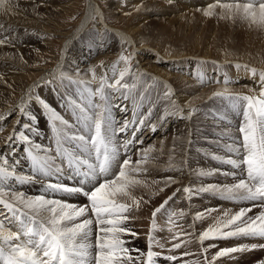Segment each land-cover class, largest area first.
<instances>
[{"label":"snow or ice","instance_id":"snow-or-ice-1","mask_svg":"<svg viewBox=\"0 0 264 264\" xmlns=\"http://www.w3.org/2000/svg\"><path fill=\"white\" fill-rule=\"evenodd\" d=\"M14 7L12 0H0V10L8 11ZM224 19L235 21L240 19L247 22L250 27L264 29V0H213L204 10L205 16L217 14ZM98 12L92 15L96 19ZM0 25V28H3ZM11 43L7 36L0 38V46ZM133 54H121L118 61L112 65L113 79L107 75L99 78V87L94 91L84 81L73 80L71 75L60 72L52 74L51 80H45L46 85L59 79L61 84L66 80L71 84H84L86 92L91 98L99 97L101 103L94 99L89 104L77 102L69 98L71 107L75 109V121L65 119L52 105L38 93L29 91L26 94L24 105L19 108L21 116H29V121L22 125L23 130L14 131L9 142L16 141L23 148L31 164V173L25 174L9 159L0 155V264H157L160 252L154 248H163L164 245L155 238L153 233L157 230L156 217L164 213L169 223H174V211L167 206L172 201L177 189L171 196L163 201L152 212V223L147 234V250L130 248L124 236L133 239L138 233L130 227V213L139 208L141 199L131 194V189L140 184L131 172H140L141 165L147 162V153L137 160L135 166L131 164V157L125 155L121 161V149L126 154L134 143H142L136 135L137 132L149 128L155 132L157 125L150 122L149 117L137 115L133 111L131 119L117 122L112 116L111 97L119 94L124 100L137 97L142 101L144 91H137L138 84L143 77L136 73L133 75ZM120 62L124 67L115 71ZM237 68L241 67L236 65ZM93 79H96L94 70ZM254 76H259L260 88L258 93H234L228 87L231 81L225 76L217 83L224 87L213 92V99H220L224 103V113L217 112L214 119L225 122L227 112L232 111L241 117L237 131L238 137L232 139L225 147L231 156L223 163L231 165L237 171L222 172L215 169L213 172H199L198 176L220 173L232 176L236 182L231 184H208L197 188L185 186L182 192L191 200L194 196L212 193L229 201L251 202L250 207L241 208L234 214L224 212L212 225L205 229L198 240L201 245L210 240H228L230 238H260L264 239V70L257 73L251 70ZM129 78L131 82H129ZM154 79V78H153ZM146 83V81H145ZM201 83H204L201 78ZM164 99L169 101V108L165 115L160 117L159 123L166 121L170 116L186 118L184 109L172 99L173 93L168 85H164ZM39 105L43 115L50 126L53 141L56 145L55 154L42 145L34 143L27 133L37 132L32 122L39 125V117L29 113V107ZM67 106V105H66ZM121 111L127 112L126 105H116ZM11 115V113L9 114ZM192 115L187 113V118ZM6 117L0 116V121ZM19 123V122H18ZM131 129V138L120 144L115 140L117 133H127ZM227 131V128L224 129ZM221 159L219 156H213ZM17 164L19 161L16 162ZM118 169V171H117ZM74 181L68 183L65 181ZM55 178L54 180L52 178ZM239 177V178H237ZM40 183L43 192L39 195H27L23 191L12 187L13 184ZM175 183L169 177L166 184ZM163 191V189H161ZM56 194H59L57 196ZM73 195L86 198L87 204L78 205L69 202L67 197ZM127 201H131L128 203ZM146 203V201H145ZM259 207L261 211L249 215L253 208ZM184 215L183 212L180 213ZM204 213L197 212L194 221L202 220ZM9 225L16 227L13 231ZM93 225H95V241L93 243ZM191 235V233H186ZM173 240L177 236L172 237ZM183 241L173 243L172 252L182 247ZM216 247L209 244L203 249L204 264H215L223 257L234 259L232 254L244 253L260 248L264 243L220 248L211 258L207 256L209 248ZM136 253L133 255L132 253ZM190 253L184 252L182 256ZM165 261L179 264L176 255H166ZM183 264H190L183 261ZM194 264H200L199 261ZM264 264V259L257 261Z\"/></svg>","mask_w":264,"mask_h":264},{"label":"rangeland","instance_id":"rangeland-1","mask_svg":"<svg viewBox=\"0 0 264 264\" xmlns=\"http://www.w3.org/2000/svg\"><path fill=\"white\" fill-rule=\"evenodd\" d=\"M36 1L45 3L53 2L55 4L57 0ZM97 1L99 5L106 10V13H109L108 18L111 24L121 27V29L124 30L134 25L133 28L135 33H133V36L138 38L140 43H143L142 45L148 46L139 49L137 51L138 54H149L150 58H153L156 52L153 49L156 48L176 57V59H171L169 61L164 59V56L161 55L163 61L157 63V65L172 73H176L177 76L172 84L174 86L178 85V87L185 90L189 96L198 93V98L200 100L198 104L199 107L195 110L197 112L194 111L192 114L191 121L193 118L195 119L191 122L193 127L190 126V129L186 127L180 130L175 128L174 130L173 123L171 125H165L169 117L166 121L159 123L160 117L163 116L162 114L164 112L166 113L169 108V101L164 99L165 89L163 84L155 82L152 79L145 80L143 78L140 80L137 91L146 92L142 101L137 97V105L140 107L139 109L142 112L141 115L147 116L149 111L152 112V116L149 117V120L151 123L157 125V130L151 138H148L142 143H134L131 145L128 152L126 154L122 152L120 157L122 161L125 155L130 156L131 164L135 166L136 161L142 159L144 153L148 154L147 162L140 166L141 171L130 173L135 179L141 181L140 184L131 189V194L137 199L142 198V200L140 207L138 209L134 208L129 214L131 217L129 222L130 227L133 231L138 233V237L133 239L129 236H124L123 238L129 241V244L126 246L145 251L147 250V234L153 219L152 212L163 203L164 200L176 192L177 189H181V191L177 192L176 196L172 201H169V205L167 206L169 211H174L176 213V216L172 218L174 223H169L164 213L158 214L156 217L157 230L153 235L160 244L164 245L163 248H154V251L161 253V255L157 257V264H173V262H168L163 259L164 256L170 254L178 257L179 264H183L185 260L189 261L190 264H194V262L197 261H199L200 264H204L203 249L207 248L209 244L216 245V247L208 249L207 256L211 258L220 248L239 246L241 244L251 245L253 243H264V239L240 237L230 238L228 240L217 239L205 241L204 244L201 245L198 236L218 218L222 217L224 212L234 214L241 208L250 207L251 202L229 201L212 193L194 196L189 200L186 198V194L182 192L185 186L197 188L208 184L223 185L236 182L230 175L225 176L216 173L213 175L198 176L197 173L201 171L206 173L213 172L215 169H220L222 172L237 171L233 169L231 165L223 163V160L230 156L234 159L237 158L233 153L227 150L225 145L240 135L237 129L240 126L241 117L235 114V112L229 111L227 112L228 119L225 122L214 119L218 111L221 114L224 113L225 109L223 105L226 102H222L218 98L213 99L212 94L219 90L220 87H224L222 83H217L216 81L222 80L225 76L231 81L228 87L234 93L242 94L248 84L254 85L253 81H251L252 83H247L246 81L248 80L244 79L247 74H251L249 72H251L252 69L241 63H237V61H240L239 59L224 61L220 58L225 56L240 57L241 55H251L253 61H255L253 62L255 65L263 64L264 29L250 27L247 22L241 21L240 19L233 21L231 19L221 18L219 10H217L216 15L205 16L203 12L209 3L204 1L200 2V0H194L191 3V5H194L191 6L193 9L182 16L178 15L177 6L179 3H183L184 0ZM58 2L73 4V9L66 17H61V21L64 22L65 29L67 28V30L71 32L75 31L80 24V22H77L81 19V15L86 9L87 0H58ZM12 4L14 7L11 11L15 13L22 12L23 10L32 12L41 9L39 4L35 1L32 3V5H34L32 6V10L28 3L24 4L21 0H19L18 3L12 1ZM116 9H120L123 13L112 15V11L115 12ZM0 14H4V10H0ZM44 14L48 16L47 13L44 12ZM123 14L124 19H119ZM70 15H72V18H70ZM146 16L147 19L145 18ZM50 18L53 21L58 20L57 23H60L58 13L53 12ZM95 20H97V18L81 32L77 39V44L67 49L66 52L70 53V55H67V53L64 54V57H62V66L57 74L59 75L60 72H64L65 75H71L73 80L84 81L89 87L92 86V84L87 81L88 75L91 73L90 69H88L91 61H96L97 66H105L104 69L106 72L110 70L111 73L114 74L112 65L118 61L119 56L122 53H132L133 68L135 66V55L132 46L126 43H122L121 45L117 39L112 38V35L100 34L95 29ZM19 21L20 24H23V22L28 21V19L25 18ZM57 23L50 22L49 24L56 26ZM24 33L37 37L33 40L32 44L30 42L28 43L26 39L23 42V45L30 47L29 50L25 51L32 52L33 54L27 56L29 59L28 62L22 58L19 61H12L19 64L30 63L27 67L29 76H31V72H35L34 74H36L34 70L39 67H44L49 70L54 69V66H56L55 64L60 59L61 47L63 46L62 39L55 34L47 35L48 40L52 43L50 41L48 42L51 43V47L54 49L50 48L47 49L46 52L38 53L35 49L36 47H33L34 44L42 40V36H40V34L38 35V30H24ZM136 33L139 34L136 35ZM138 35L139 37H137ZM20 37L21 34H17L13 41L18 43ZM100 39L106 42L100 43ZM96 43L97 45H104L105 49L110 48L109 52L115 53L112 54L111 57L104 58L101 56L103 58L98 59L97 57L102 47L97 46ZM19 53H22V51H19ZM14 58H16V54ZM236 65H240L241 67L237 68ZM117 67L119 69L117 68L115 73L123 69L124 63L120 62V65ZM256 71L258 72L257 69ZM35 76L39 77L40 75L37 74ZM256 77H258V75H256ZM201 78L204 83H201ZM51 79L52 77L50 76L46 80ZM180 79H182V81H178ZM41 82L40 84L42 87L35 92H39L41 89L47 92L42 98L47 99L53 108L64 116L65 119L70 121H75V116L73 115L75 109L71 107L69 98L77 100V102H83L84 104L91 103L93 99L95 103H101L99 97H95L98 100L90 97L85 90L84 84L78 83L70 85L67 80L61 84L59 79L55 80L50 85H46L45 80ZM129 82H131L130 78ZM247 92L251 93L250 91ZM20 94L21 92H14L10 104L14 101H16V103H14L17 104L23 96ZM6 98L7 94L0 91V105L5 103L4 99ZM111 100L114 101V99ZM120 101L124 100L120 98L119 102ZM128 101L133 102L132 99ZM39 108L40 106L36 104L29 107V113L39 117L38 126L35 121L32 122L34 127H38V133L31 132L27 134L31 136L34 143L44 146L43 148L48 149L49 146L48 150L54 155L56 145L53 141V134L47 119L38 111ZM14 119L15 124L12 122ZM28 121L29 116L22 117L19 112V107H15V111L12 115L3 122L2 125H5L2 127L1 131L6 130L8 127L6 131L7 135L11 130L12 132L23 130L22 125ZM225 128H227L226 132L224 131ZM147 129L146 127L143 131L137 133L139 140H142L140 138L143 133H146L145 130ZM188 129L190 131H188ZM192 129L194 130L192 131ZM161 135L163 137H161ZM120 137V135L115 136V140L120 144H124L125 141L123 139H121V141ZM156 137L157 140H155ZM133 146L135 147L133 148ZM6 149L9 156L4 154ZM0 155L7 157L10 165L15 164L23 173H31L30 161L26 157L23 148L16 141L3 144L1 146ZM214 155L219 156L221 159L218 160L213 158ZM17 161H19L18 164L16 163ZM169 177H171L175 183L166 184L167 178ZM52 179L54 180L55 178ZM35 185L36 183L25 184L24 186L13 184L12 187L25 192L27 195H39V193H37L39 189L42 192L44 191L40 183L37 185L38 188H36ZM161 189H163V191H161ZM33 191H36V193ZM69 200V202L78 205L87 204V201L81 202L79 199ZM127 202L131 203V201ZM260 210L259 207L253 208V211L249 213V215L258 214ZM181 212L184 213L183 216L180 215ZM197 212L204 213V218L194 221V216ZM7 227H11L12 230L16 229L11 225ZM186 233H191V235H186ZM173 236H177V239L173 240ZM91 239L94 243L95 225H93V236ZM181 241H183L181 248L172 252L168 251L171 249L173 243H179ZM184 252H188L190 255L182 256ZM132 254L135 255L136 253L133 252ZM232 255L235 257L234 259L223 257L217 260L215 264H257L258 260L264 259V249L256 248L248 252L235 253Z\"/></svg>","mask_w":264,"mask_h":264},{"label":"bare ground","instance_id":"bare-ground-1","mask_svg":"<svg viewBox=\"0 0 264 264\" xmlns=\"http://www.w3.org/2000/svg\"><path fill=\"white\" fill-rule=\"evenodd\" d=\"M12 1H16V3H18L19 0H12ZM34 1L37 4H39L41 9H39L37 11H32V12H27V11L23 10L22 12H19V13H15L11 10H8V11H4V14H0V25L4 26L3 28H0V38L7 36L9 38V40L11 41V43H9L5 46H0V91L5 92V94H7V98L4 99L5 103L0 105V116L6 117V119H7L10 116L9 114L11 113V115H12V113L15 111V107H19V108L22 107L24 105V100H26V94L30 90L33 91L34 93H38L41 97L45 96L47 94V92H44L43 89L39 90V92H35V91L42 87L40 84L41 81L43 82L48 77H50V76L52 77V74H54V73L58 74L60 67L62 66V63H63L62 57H64V54L67 53L66 52L67 49L70 46L77 44V39L79 38L81 32L85 29V27H88L89 24L93 21V19L91 18L92 15L95 14V12H98L99 15L96 16L97 20L94 21L95 22V29L100 34L112 35V38L117 39V41L121 45H122V43H126L127 45L132 46L133 51H134V55H135L134 56L135 66L133 68V75H135L136 73H139L145 80L152 79L155 82H159V83L163 84V86L168 85V87L171 89V91L173 93L172 99H174L176 101V104L179 105L180 108L184 109V116L186 118L182 119V118H178L177 116H170L169 119L165 122V125H171L173 123L174 124V126H173L174 130H175V128L180 130V129L186 128V127H189V129H190V126H192L191 122L195 119L193 118L191 121L192 115L190 118H187V113L189 111H191V113L193 114V112L198 109V107H199L198 104L200 102V100L198 98L199 94L197 93V94L192 95V96L187 95L185 90L179 88L178 85L174 86L172 84V82H173V80H175V77L177 76V74L172 73L171 71H168V70L157 65V63H161L163 61L161 59V55L164 56V59L169 60V61L171 59H176V57H174L170 53L163 52V51L158 50L156 48L153 49L156 51L153 58H150L149 54H145V53L138 54L137 51L139 49H142V48L148 47V46L142 45L143 43L141 44L140 40L138 38H135V36H133V33H135L134 32L135 30L133 28L134 25H131L132 27L126 28L124 30V29H121V27H118V26L111 24L109 22V18H108L109 13H106V10L99 5V2L97 0H87L86 9L83 12V14L81 15V19L78 20V22H77V23L80 22V24L77 27V29L73 32H71L70 30H67V28L65 29V26H64L65 24H64V22L61 21L62 20L61 17H66L68 15V13H70V11L73 9L72 3H61V2L59 3L58 0L55 2V4L53 2L45 3V2H41V1L37 2L36 0H21V2H23L24 4L28 3L31 7V10L33 9L32 6H34V5H32V3ZM154 1H159V0H154ZM193 1L194 0H184L183 3H179L177 6L178 15L182 16V15L186 14L187 12H189L190 10H192L193 7H191V6H194V5H191V3ZM203 1L206 3H212L213 2V0H200V2H203ZM112 9H115V8H112ZM44 12L47 13L49 17L46 16L44 14ZM53 12H56L59 14L60 23H57L58 20L53 21L50 18V15L52 16ZM112 12H113L112 15H114V14L116 15V14H121L122 11L120 9H116L115 12L114 11H112ZM123 17H124V14L121 15V17H119V19L120 18L124 19ZM25 18H27L28 21L23 22V24H20L19 20H24ZM70 18H72V15H70ZM145 18L147 19V16ZM137 21H135V22H137ZM50 22L51 23H57V25L52 26L51 24H49ZM39 23H41V24H39ZM139 24H140V22H139ZM137 26H139V25H137ZM24 30H27V31L38 30V32H39L38 35L40 34V36H42V40L40 39L41 38L40 37L39 39L41 41L37 44H34L35 46L33 45V47H36L35 49L37 50L38 53L46 52L47 49L53 48V47H51L52 42L50 40H48L47 35H50V34L54 35L55 34V35H58L62 39L63 46L61 47L62 51L60 53V59L55 64L56 66H54L55 67L54 69L51 68L52 70H49V69L44 68V67H42V68L39 67L36 70H34V71H36V74H34L35 72H31V76H29V74L27 72L28 71L27 67H28V64H30V63L19 64V63L12 61V60L19 61L22 58L28 62L29 59L27 56L33 54L32 52H26L25 51V50H29L30 47L23 45V42L26 39V40H28L27 41L28 43L30 42L32 44L33 40L36 39L37 37H35L33 35L25 34ZM139 33H136V35ZM17 34H21V37L19 39V42L15 43L13 40L16 38ZM137 37H139V35ZM48 41H50L51 43ZM99 42L102 43V42H106V41L100 39ZM35 43H36V41H35ZM96 45H97V43H96ZM113 45H114V43H113ZM97 46L102 47V50L100 51L99 56L97 57L98 59H101L103 57L104 58L111 57V55L115 53V52H109L110 48L105 49L104 45L98 44ZM111 49H113V48H111ZM19 51H22V53H19ZM31 51H32V49H31ZM55 53H57V52H55ZM15 54H16V58H14ZM23 54H27V55H23ZM34 54H36V53H34ZM67 55H70V53H67ZM101 56H103V57H101ZM38 57H39V55H38ZM41 59H43V58H41ZM220 59L224 60V61L225 60L239 59L240 61L239 62L237 61V63H241L244 66H248L250 69H257L258 72L264 70V63L262 62L263 64L255 65L253 63L255 61H253L251 55H241L240 57L225 56V57H221ZM170 63H173V62H170ZM104 67L103 66L101 67V65L97 66L96 61H91L90 65H89L88 69L94 70L95 77H96V79H93V73L91 72V73H89L88 78H87V81L92 84V86L90 88L93 91L99 87V83H100L99 78L101 76L107 75V77L110 80L113 79L114 74H112L110 70H107V72H106ZM82 68H84V67H82ZM119 71L115 73L116 76H118ZM249 73L252 74V72H249ZM37 74L40 76L39 77L35 76ZM251 74H247L246 77H244V79L248 80V81H246L247 83H252L251 81H253L255 87L253 84H248L245 87V91L242 92V94H253L254 92L255 93L259 92V88H260L259 76L256 77L253 74L252 75ZM185 78H187V77H185ZM178 81H182V79H180ZM222 88L223 87H220L219 90ZM164 89H165V87H164ZM16 91L21 92L20 95L21 96L23 95V96H22V98L20 97L21 99L17 102V104H15L16 101H14L15 103L12 102L13 104L12 103L10 104V102L12 101V97H13L12 94ZM165 91H166V89H165ZM247 91H250L251 93H248ZM238 92H240V91H238ZM120 98L121 97L119 96V94H113L112 98H111V99H114V101L111 100V105H113L111 107V111H112L113 117L115 118V120L117 122L122 123L125 119H131L133 111H135L138 116L141 115L142 112L139 109L140 107H138L136 101L135 102L134 101L133 102H130V101H126V102L120 101L119 102ZM13 99H15V98H13ZM95 100H98V99L95 98ZM116 105H126L127 106V112L121 111L119 108L116 107ZM139 106H140V104H139ZM195 112H197V111H195ZM162 115H165V112ZM4 121H5V119L0 121V124H1L0 125V151H1V146L5 143L9 142L8 138L10 136H12L14 133L11 130V132H9L6 135V131H7L8 127L6 128V130L1 131L2 127H4V125H5V124L2 125ZM12 122L14 123L15 119L12 120ZM189 129H188V131H190ZM193 130L194 129H192V131ZM145 131H146V133H143L142 137L140 138V139H142L143 142L145 140H147L148 138H151L154 134V132L151 131L149 128ZM118 135L121 136L120 140L123 139L126 143L127 140L131 138V129H129V132H127V133H117L116 136H118ZM136 135H138V134H136ZM168 136H171V135H168ZM161 137H163V136L161 135ZM155 140H157V137L155 138ZM135 146H133V148ZM46 148H47V146H46ZM7 149L5 150L4 154H6V156H9V154H7V152H6ZM48 149H49V146H48ZM121 152H123V149H121ZM65 181L70 182V183H74V181H67L66 176H65ZM17 185H19V184H17ZM24 185L25 184H23L22 186H24ZM37 185H38V183H36V185H35L36 188H38ZM33 192L36 193V191H33ZM37 193L41 194L42 191L39 189V191ZM57 196H59V194H57ZM75 197H77V195L67 197V199L69 200V199H77L78 198V197L77 198H75ZM6 226H9V224H7V222H6ZM11 226L13 228H16L13 225H11ZM15 230L16 229H14L13 231H15ZM146 246H147V244H146Z\"/></svg>","mask_w":264,"mask_h":264}]
</instances>
